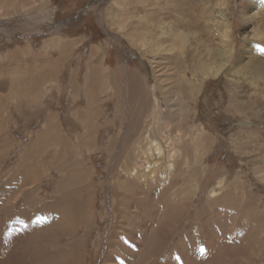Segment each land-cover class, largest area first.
<instances>
[{
	"label": "rangeland",
	"instance_id": "rangeland-1",
	"mask_svg": "<svg viewBox=\"0 0 264 264\" xmlns=\"http://www.w3.org/2000/svg\"><path fill=\"white\" fill-rule=\"evenodd\" d=\"M254 11L0 0V264H264ZM147 133L167 144L150 173L174 164L164 183L130 177Z\"/></svg>",
	"mask_w": 264,
	"mask_h": 264
},
{
	"label": "bare ground",
	"instance_id": "bare-ground-1",
	"mask_svg": "<svg viewBox=\"0 0 264 264\" xmlns=\"http://www.w3.org/2000/svg\"><path fill=\"white\" fill-rule=\"evenodd\" d=\"M251 7H252V10H255L254 12H256L257 9L259 8H262L264 7V0H251ZM40 10V9H39ZM220 16L221 18L224 17V13L221 11L220 12ZM221 53V52H220ZM218 54V53H217ZM215 58V57H214ZM217 59V58H216ZM214 61V60H213ZM216 62V60H215ZM214 62V63H215ZM159 63V61H158ZM214 67V66H213ZM159 70V69H158ZM219 68H217V66L214 68V72L215 73H219ZM187 75V72L184 70V74L183 76L186 77ZM193 83V82H192ZM185 106L187 105L186 103L182 102ZM172 116V115H171ZM45 124V123H44ZM53 126V125H52ZM157 126V125H156ZM160 128V126L158 125V129ZM162 129V128H161ZM45 132V131H44ZM148 132V131H147ZM148 134V133H147ZM146 135V134H145ZM149 137H147L146 141L145 142H142L140 143L139 145H137V148L134 152V159L137 161L138 158H141L143 157L144 161L146 162V169L145 170H142L140 168H136L134 167H130L128 168L129 169V173H130V177H133V178H141L143 182H152V181H155V179L157 177H161L163 183L166 182L167 180H169V177H170V172L172 171V169L174 168V164L170 161L166 162L160 170H158V167L155 168V171L158 170V172L160 173L159 175H156V174H151L150 173V170H149V167H148V164L150 162V159L153 160L155 158H158L161 159V158H164L165 156V151H164V145H167L165 143V140L163 141L162 139L158 140V139H155V138H151L150 135L148 134ZM153 137V136H152ZM146 138V137H145ZM139 140V139H137ZM142 140V139H140ZM138 144V142H137ZM141 152V153H140ZM133 154V153H132ZM168 154V152H167ZM166 154V155H167ZM169 157V156H168ZM137 158V159H136ZM165 159V158H164ZM129 160V159H128ZM172 160V159H171ZM142 161V162H144ZM154 161V160H153ZM161 162V160H160ZM131 163V162H130ZM129 163V164H130ZM151 164V163H150ZM153 165V164H152ZM154 166V165H153ZM152 166V167H153ZM160 166V165H158ZM128 172V171H127ZM157 176V177H156ZM148 184V183H147ZM146 184V185H147ZM117 188V187H116ZM215 191V190H214ZM214 193V192H213ZM212 193V194H213ZM209 194V193H208ZM216 195V194H215ZM209 199V198H207ZM176 212V211H175ZM85 222V221H84ZM163 223V222H162ZM167 223V222H166ZM174 223V222H173ZM170 227V226H169ZM169 231V230H168ZM155 233V232H154ZM138 234V233H137ZM58 236V235H57ZM52 240V239H51ZM154 240L156 242V240L160 241V237L154 235ZM162 244V243H161ZM119 246V245H118ZM160 249H162L160 247ZM206 249V248H205ZM159 251V249H158ZM152 252V251H151ZM150 257V256H149ZM108 257H106L107 259ZM110 259V258H109Z\"/></svg>",
	"mask_w": 264,
	"mask_h": 264
}]
</instances>
